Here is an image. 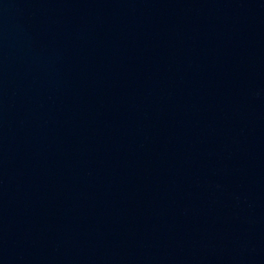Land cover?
Wrapping results in <instances>:
<instances>
[{"label":"water","instance_id":"95a60500","mask_svg":"<svg viewBox=\"0 0 264 264\" xmlns=\"http://www.w3.org/2000/svg\"><path fill=\"white\" fill-rule=\"evenodd\" d=\"M0 264H264V0H0Z\"/></svg>","mask_w":264,"mask_h":264}]
</instances>
